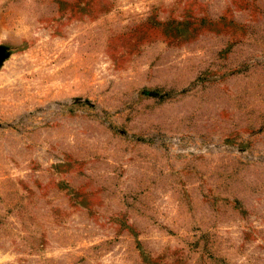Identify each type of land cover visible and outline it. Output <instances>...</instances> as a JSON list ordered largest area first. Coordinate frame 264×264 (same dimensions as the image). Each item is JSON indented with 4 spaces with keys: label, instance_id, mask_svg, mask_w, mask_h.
I'll use <instances>...</instances> for the list:
<instances>
[{
    "label": "rangeland",
    "instance_id": "374dc122",
    "mask_svg": "<svg viewBox=\"0 0 264 264\" xmlns=\"http://www.w3.org/2000/svg\"><path fill=\"white\" fill-rule=\"evenodd\" d=\"M0 264H264V0H0Z\"/></svg>",
    "mask_w": 264,
    "mask_h": 264
},
{
    "label": "water",
    "instance_id": "95a60500",
    "mask_svg": "<svg viewBox=\"0 0 264 264\" xmlns=\"http://www.w3.org/2000/svg\"><path fill=\"white\" fill-rule=\"evenodd\" d=\"M2 59V56L0 55V60Z\"/></svg>",
    "mask_w": 264,
    "mask_h": 264
}]
</instances>
